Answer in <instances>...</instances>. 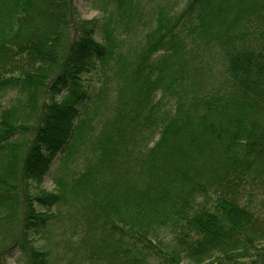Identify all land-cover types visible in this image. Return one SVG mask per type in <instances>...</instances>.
<instances>
[{"label":"trees","instance_id":"1","mask_svg":"<svg viewBox=\"0 0 264 264\" xmlns=\"http://www.w3.org/2000/svg\"><path fill=\"white\" fill-rule=\"evenodd\" d=\"M101 1L0 0V264H264V0Z\"/></svg>","mask_w":264,"mask_h":264},{"label":"rangeland","instance_id":"2","mask_svg":"<svg viewBox=\"0 0 264 264\" xmlns=\"http://www.w3.org/2000/svg\"><path fill=\"white\" fill-rule=\"evenodd\" d=\"M74 1V5L77 8V12L78 15L82 18V19H91L93 17L99 16L101 13V5H102V1L101 0H73ZM165 1H163L161 4H164ZM211 64L213 65L211 70L213 72H215L218 68V64L217 62H211ZM207 72H209L210 70H206ZM55 167V163L52 164L51 166V170ZM44 190L46 191H52L55 188V185L53 183V179L52 176L50 174L46 175L43 178L42 184L40 185ZM254 198H256V201H260L263 202L264 200V191H262L259 195H255ZM259 213L264 216V205L259 207ZM264 223V221H263ZM63 237V236H57L55 233L53 234V239L58 242L59 238ZM264 248V244L261 245V247H259V252H264V249L261 250V248ZM251 252H255V251H250ZM62 253V250L60 249H55V255L56 258L58 260V258L60 257L59 255ZM254 257H250L246 258V260L251 261ZM259 264H263V262H258ZM8 264H22L21 261L17 260V256L13 255V256H9L8 258Z\"/></svg>","mask_w":264,"mask_h":264}]
</instances>
